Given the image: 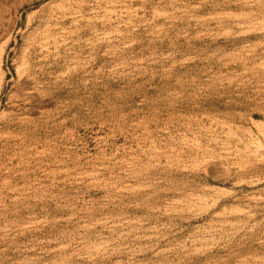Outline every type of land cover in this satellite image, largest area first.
I'll use <instances>...</instances> for the list:
<instances>
[{"label":"rangeland","instance_id":"374dc122","mask_svg":"<svg viewBox=\"0 0 264 264\" xmlns=\"http://www.w3.org/2000/svg\"><path fill=\"white\" fill-rule=\"evenodd\" d=\"M0 264H264V0H0Z\"/></svg>","mask_w":264,"mask_h":264}]
</instances>
